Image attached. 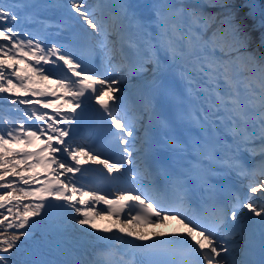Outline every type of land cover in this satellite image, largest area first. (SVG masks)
<instances>
[{
	"label": "snow or ice",
	"instance_id": "snow-or-ice-1",
	"mask_svg": "<svg viewBox=\"0 0 264 264\" xmlns=\"http://www.w3.org/2000/svg\"><path fill=\"white\" fill-rule=\"evenodd\" d=\"M206 2L221 11L205 14L199 0L56 5L84 36L102 38L84 58L45 43L47 25L44 38L24 30L35 20L25 10L48 5L0 0V94L32 106L17 121L0 113V253L39 232L38 257L24 264H264V7L252 48L229 0ZM132 78L135 111L121 86ZM88 107L110 122L112 155L82 130ZM244 153L261 159L250 166ZM89 172L121 186L109 198L83 183ZM229 174L248 183L226 189L224 202L211 181ZM170 221L178 228L164 231Z\"/></svg>",
	"mask_w": 264,
	"mask_h": 264
},
{
	"label": "trees",
	"instance_id": "trees-1",
	"mask_svg": "<svg viewBox=\"0 0 264 264\" xmlns=\"http://www.w3.org/2000/svg\"><path fill=\"white\" fill-rule=\"evenodd\" d=\"M203 1L207 6L205 14H218L221 11L219 8L208 6L206 0ZM244 2L245 0H229V3L232 5L231 11L235 15L236 20L252 32V48H256L259 42L260 30L256 23H254V20L246 14V5ZM260 51H264V49H260ZM35 236H39V234L36 233ZM23 240L24 238L22 237L21 240L18 241V248L10 251L16 254L17 257H20L21 253L24 251Z\"/></svg>",
	"mask_w": 264,
	"mask_h": 264
},
{
	"label": "rangeland",
	"instance_id": "rangeland-1",
	"mask_svg": "<svg viewBox=\"0 0 264 264\" xmlns=\"http://www.w3.org/2000/svg\"><path fill=\"white\" fill-rule=\"evenodd\" d=\"M189 2H191V0H189ZM199 2H201V3L204 4V1L203 0H199ZM205 9H206V6H204V8H203L204 13H205ZM3 95L5 96L7 94H3ZM3 95L1 94L2 97H4ZM19 106H25V105H20V104L13 105V104H11L8 101H5L3 99V101L1 102L0 113H2L7 118L8 117L12 118L13 115H18L19 114V113H17V111H15V109H17ZM75 227L78 228V229L80 228L79 225H76ZM70 236H72L73 238H76V237H79L80 236V233H78V232L77 233H74V234L71 233ZM32 251L29 254V260L35 259L37 257V254H33Z\"/></svg>",
	"mask_w": 264,
	"mask_h": 264
},
{
	"label": "bare ground",
	"instance_id": "bare-ground-1",
	"mask_svg": "<svg viewBox=\"0 0 264 264\" xmlns=\"http://www.w3.org/2000/svg\"><path fill=\"white\" fill-rule=\"evenodd\" d=\"M39 2H41V4L42 3H45L46 2V0H39ZM135 82L136 81H134V79L132 78V80H131V84H125L124 86H126V87H133V85H135ZM22 111H24L25 112V109H22ZM27 111V110H26ZM21 119H24V116L22 117V118H20V120ZM31 123V122H30Z\"/></svg>",
	"mask_w": 264,
	"mask_h": 264
}]
</instances>
